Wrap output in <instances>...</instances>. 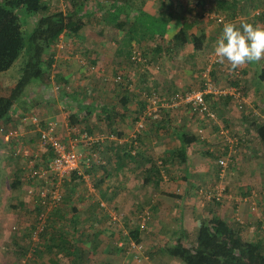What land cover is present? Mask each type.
<instances>
[{
    "label": "crops",
    "instance_id": "0c3cea01",
    "mask_svg": "<svg viewBox=\"0 0 264 264\" xmlns=\"http://www.w3.org/2000/svg\"><path fill=\"white\" fill-rule=\"evenodd\" d=\"M44 1L50 8L62 12H67L64 9L67 6L65 1H68V5H71L69 11L72 9L73 2L81 7L85 26L79 34L80 40H76L79 42V49L72 51L73 54L69 52L62 54L65 51L62 52L60 48L52 47L48 53V58H45L50 62L48 78L46 77L44 81L31 83L26 88L21 103L16 104L12 113L0 123V127L2 126L7 131L14 126L19 129L13 128L18 132V137H5V134L0 133V141L2 142L0 143V169L9 166L6 163L7 161L3 159L7 153L2 154V151L3 149L7 150L6 147H9L10 143L15 144L17 142L20 144L22 141L26 145L22 147L29 148L32 146L30 150H38L42 153L44 149L38 145L40 131L48 130L52 136L56 135L58 137L63 134L64 130H73V128H68L69 125L67 121L65 122L66 117L63 114L60 115V112L56 114L55 108H52L58 102L62 107L67 106L71 109L75 107L73 113V120H77L75 125H78L77 123L80 121H86L90 125L87 130L93 132V129L96 128L97 131L109 132V138L111 139L105 141V143L103 141L102 145L107 146L105 150L109 155L108 162L113 167L111 171L113 170L114 175L117 177L115 178L116 187L107 189L108 201L117 200L112 192H119L117 196L121 199L148 201L151 214L154 217L153 226L148 229V232L141 233V238L144 237L142 235L152 231L155 232L157 239L162 242H160V252L156 251L159 248L158 246L151 251H147L148 261H143V264H183L167 255L164 249L175 244L178 240L185 247L194 246L198 227L207 217L205 216L206 212H204L207 203L204 199L210 197H207L206 194H213L214 199L219 200L217 189L223 177L237 181L239 186L234 191L235 195H229L230 203H227L226 207L228 208V218L224 221L238 231L242 240L260 241L264 244V152L262 146L257 135H255V140L251 145L246 142L243 136H232L233 139L227 137L229 131L240 133L238 130L241 129V125H246L242 122L248 119V117L242 119V116L246 115L245 113L240 115V119L235 114L237 116L235 118H238L235 119L238 120V124L233 123L234 114L232 118H228L224 114L221 115L222 118L223 116L227 118L225 121L227 127H224L225 132L221 131L222 133L218 137L222 141L220 146L217 145L219 144L217 124H213V128H210L211 126L206 128L203 122L215 118H209L210 116H208V114H215L216 107L212 105L214 104L213 100L206 101V99L207 111L199 113L191 109L195 113L192 112L190 115L198 119L197 124L201 127L199 129L203 131V137L189 131L190 125L186 117L185 123H187L188 128L185 125V130H179L172 128V124L170 125L171 118L168 120L166 116L163 117V124H161L158 122L156 115H154L155 119L149 120L152 121L153 125L149 128L146 126L147 128L143 129V133L133 136L135 129H132V125L140 121L145 109L144 99L140 97L141 93L138 91L145 89L148 82H153L159 88H164L167 86V82H171L168 79V73L173 75L172 78H178V75L175 76L173 73L175 70L171 62L174 47L177 53L185 50L184 80H192L190 78L191 74L194 73L192 67L194 69L196 67L192 62L190 63V59L197 60L199 57L206 60L210 53H213L215 42L223 28H219L217 31L209 27L202 14L206 13V9L219 10L220 7L224 6V2H217L210 8L212 3L206 1L202 7L196 8L187 0ZM262 3H264V0ZM183 4H185V7H182ZM254 5L256 6V4ZM254 5L250 7H254ZM243 6L242 2L235 5L228 4L226 7H238L240 9L237 11L232 10L234 16L229 17L226 23L233 22L240 25L242 22H250L264 27V20L253 18L251 15H243L241 10ZM22 15V28L24 27L25 32L29 33L37 18L26 13H22ZM158 21L163 23L164 33L154 36L147 33L146 38L142 40V32L152 30L154 25L159 23ZM132 27H135L136 31L133 37L129 38L131 41L126 43L125 41L128 38L126 36ZM181 31L188 36L190 34L203 36V48L194 52L189 42L181 47L174 37ZM72 39L73 36L63 33L58 41L68 42L69 48ZM155 41L160 43L157 45L152 44ZM136 51L139 52L135 54ZM179 55H182V53ZM214 58L218 60L216 56ZM141 59L145 60L141 61ZM221 64L229 70H239L241 78L238 87L242 89L240 100L245 104H248V100L251 99L250 94H248L249 91L253 93L255 87L264 88V59L259 62L246 63L236 69H232L227 62ZM100 69L104 72L102 74L104 76L98 77L94 73ZM161 71L165 73L163 74ZM158 72L160 73L158 74ZM105 73L109 76H105ZM0 76V96H8L15 83H12L8 91L3 92V85L7 82L8 77L6 75ZM104 77H106V80ZM157 77H159V80H157ZM55 81H58L57 85H53ZM99 84L101 85L100 92L98 91ZM52 85L53 88L50 89ZM228 87L233 86L229 85ZM129 88L136 89V91L134 90V93L129 95L127 92ZM108 89L111 92L109 95H99L103 102L95 99V96L100 94L101 91L104 92ZM106 96H108L107 99H105ZM259 96L262 105H264V92L256 93L251 102L258 101ZM220 107L224 110V107L227 106L220 100ZM98 109H100V112H98ZM25 117L27 120L24 123L21 119ZM96 118L103 120L102 126H100L102 130L94 125ZM233 124H235L234 128L237 130L232 128ZM158 125L160 126L158 130L159 141L158 138H155ZM180 135L192 137L193 140L185 147L183 146L184 151L179 153L178 150L181 148ZM9 140L10 143H8ZM6 144L8 145L6 146ZM242 144L245 145L244 150L247 155L245 171L240 169L242 166L238 167L236 165L234 167L236 158L232 161L233 156L230 157L231 162L227 163L223 169L216 163L218 159H216L215 164L212 162L213 160L211 161L215 146L219 148L218 158H220L221 153L230 156V153H227L228 149L233 146L239 147ZM235 149L233 153H235ZM181 153H185V167L179 171L177 166L173 169L171 165L177 164L179 166L181 164L182 156H184ZM45 155L46 153H44ZM114 156L116 159L112 158ZM167 156L168 158H170L169 156H178L181 159L168 164L169 162L166 161ZM42 158L40 157L38 160H43ZM155 160L157 161L156 166L154 164ZM151 163L153 164L151 165ZM168 167L169 170H167ZM151 168H156V172L152 173ZM12 169L16 175L15 179L25 173V168L21 164L8 167V170ZM220 171L222 174H220ZM180 172L182 173L180 174ZM208 206H210V203H208ZM250 209L256 210L251 211ZM223 212L225 213V211ZM147 240L149 246L153 248L155 245L153 239ZM92 243L94 245L95 241L88 242L90 245ZM71 246L77 248L75 245ZM118 248L114 253L119 250ZM152 255L153 257H151ZM63 258L66 260L63 262L64 264H73L75 259L74 257L43 256L34 260L31 259L28 262L29 264L31 262L33 264H58L62 262ZM82 261H84L83 264H96L98 262L92 257L84 258ZM104 261L106 263L103 264H119L115 259L111 261L110 257H106ZM129 264L137 263L131 262Z\"/></svg>",
    "mask_w": 264,
    "mask_h": 264
},
{
    "label": "rangeland",
    "instance_id": "374dc122",
    "mask_svg": "<svg viewBox=\"0 0 264 264\" xmlns=\"http://www.w3.org/2000/svg\"><path fill=\"white\" fill-rule=\"evenodd\" d=\"M58 1L59 0H57V2ZM65 3H67V6H65L64 9H66L65 11H69L71 5H68V1H65ZM211 3L212 4L210 5V8L214 5L213 2ZM182 7H185V4H183ZM239 9L240 8L238 7H229V9L226 10L225 13H223V11L225 10L206 9L207 11L206 13L202 14V17L203 19H205V21L208 22L209 27L218 31L220 25L216 23L217 18L227 17L228 14H231L233 12L232 10L237 11ZM20 18L22 20L21 16ZM162 26L163 25H161V27ZM22 29L24 31V36L27 37L29 33H27V31L25 32L24 27ZM71 41L72 43H70L69 48L68 42H62V44L67 45L64 48L60 49V51L62 52L65 51L62 54H66L68 52L71 53L72 51H77L79 49V42H77L75 38H73ZM159 43V41L152 42V44L156 45ZM172 50L174 51L172 52L173 56L171 62L173 63L172 67H174L175 70L173 71V73L175 76L178 75V78H172L173 75L171 73H168V79H170L171 82H167V86H165L164 88H159L155 83L148 82L145 89H141V91H138L141 93L140 97L144 99L145 109L144 113H141L142 116L140 121L135 124L133 123L132 125V129H135L133 136H136L138 133H143L144 128H149L151 125H153L152 121L149 120L153 118L155 119L154 115H156L158 117L157 119L159 120L158 122L161 124H163V117L166 116L168 120L169 118H171L172 120L170 121V125L172 124V128L179 130H185V125L187 126V123H185L186 117L190 125L189 131L194 134L197 133L198 136L203 137V131L199 129L201 127L197 124L198 119L194 116H190L193 111L191 110V107L183 102V97L190 91H201L204 87L205 79L209 78L214 83V86L218 90L219 94H207L204 97L206 101L213 100L212 102L214 104L212 105L216 107L214 111L215 116L213 115V117H209L215 118L213 120H210L206 117V119L208 120L203 121L206 125V128H209L210 126V128H213V124H217L219 130L217 136L218 139L221 133L225 132L224 127H227L225 126V121L227 119L225 118V116H227L228 118H232L235 114H237L238 118L240 119V115L242 113H245L246 115L242 116V119H244L245 117H248V119L242 122L246 125H241V129L238 130L240 133H238L237 131H229L227 137L233 139L232 136H243L246 142L251 145L255 140L256 135L254 129L251 127V124L253 122L264 123V105H262V102L260 100L261 95L259 96V100L256 102H251V99L255 98L254 95L256 93L260 94L264 92V88L255 87L256 90L253 89V93L249 91L248 94H250L251 99L248 100V104H245L240 100L242 89L238 86H234L231 88L228 87L232 84L223 76L227 73L224 74L222 70L229 71V69L225 68L219 61L215 64H211L213 58L215 57L213 53H210L206 60H203L199 57L197 58V60L190 59V63L192 62L196 68L194 69V67H192V71H194V73H192L190 77L192 78V80H184L185 50H182V55H179L181 54L179 51L178 53L176 52L175 47ZM137 52L139 51H136L135 54H137ZM144 60L141 59V61ZM24 61L25 56L21 54L8 71L0 73V75H6L8 77L6 79L7 82L3 85V92L8 91L12 83H15L18 80L21 74L22 67L24 65ZM207 68H210L208 72H206ZM159 73L160 72H158V74ZM162 73L164 74L165 72ZM94 74L98 75V77L104 76L102 75L104 74V72H102V69L96 71V73ZM105 76H109V74L105 73ZM104 79L106 80V77H104ZM157 80H159V77H157ZM57 83L58 81H55V84L53 85H57ZM53 85L50 89L53 88ZM98 87V91L100 92L101 85L99 84ZM94 90L96 91L97 89ZM134 90L136 91V89L129 88L127 92L129 95H131L134 93ZM101 93L96 95L95 99L103 102L99 95H109L111 92L108 89L104 92L101 91ZM107 97L108 96H106L105 99H107ZM59 100L61 99L59 98ZM220 100L227 106L224 107V110L220 107ZM70 105L73 106L72 104ZM52 108H55L56 114L60 112V115L63 114V116L66 117L65 122L67 121V124L69 125L68 128H73L72 131L64 130L63 134L59 135L58 137H56V135L53 137L64 143L65 146H68L69 148L72 141H74V143H77V145L75 144L74 146V150L77 152H81L83 155V159L80 164V175L83 180L78 182L76 181L77 183H79V185L76 186L75 189H72L73 184L71 183V179L63 181L59 180L55 185L57 187L59 200L62 199V201L51 203L50 198L44 199L40 194L41 192H47L48 190L46 188L48 186L45 188V184H43L41 181H32L28 177L32 169L36 168L35 165L38 158L43 157V154L38 150H30V147L32 146H27L29 147L28 149L30 150V155H32V152L33 155L27 159L20 158L18 156L16 157L14 156L13 152L16 153L17 149L22 146H26L25 143L22 141L20 142V144L15 142V144H17L15 145L14 143H10L9 141V147H6L8 145L6 144L5 147L7 148V150L3 149L2 154L7 153V155L3 159H5L7 161L6 163L9 164L8 167H10L11 165L13 166L14 164H21L22 167L25 168V173L21 174V176H18L22 185L17 189H13L11 187V184L15 181L14 179L16 177L15 173H13V169L8 170V167L0 169V264H29V260H34L43 256H63L64 252H61L59 254L56 253L57 246H54L52 252H47V245L52 246L51 239L53 236L58 234L64 236L68 240L67 246L69 250L71 249V247H73L71 245L77 246L82 251L83 258L92 257L95 261H98L96 264L106 263V261H104L106 257H110L111 261H113L114 259L117 260L119 264H129L131 262L143 264V261H148L147 258L149 255L147 254V251H151L158 246L159 248H157L156 251L160 252V242H162L157 239L155 232L152 231H150L146 235H142V237L144 236L143 239L146 238V240L143 241V239L141 238V233L148 232V229L153 226L152 222L154 220V217L151 214L148 201H139L136 199H121L117 196L119 192H112L114 193L115 198H117L116 201H108L109 195L107 194V189H109V187H116L115 178L117 177L116 175H114L115 173L113 172V170L111 171V168L113 169V167L108 162L109 155L105 150V147L107 148V146L102 145L103 141L105 143V141L111 139L109 138V132L99 130L97 131L95 130L96 128H94V131L89 133L87 130L90 126L88 122L86 123V121H80L77 123L78 125H75V123H71L70 121L73 119L71 116L75 112V107H72V109L67 106L62 107L61 104H58L57 102V105ZM98 112H100V109H98ZM223 114L225 116H223L222 118L221 115ZM195 115L199 116L198 114ZM235 117L237 116L235 115L233 117V123L238 124V120H235L238 118ZM95 122L96 123L94 125L100 127L102 126L101 123H103V120H98L96 118ZM140 125H142L141 128L139 127ZM234 126L235 124H233L232 128L237 130L236 128H234ZM14 127H12V129ZM8 128L10 127L8 126ZM159 128L160 126L158 125L157 135L155 136V138H158V141ZM100 130H102L101 127ZM53 132H55V130H53ZM81 133H86L89 137L96 139V141L94 142V148H92V152L89 150V147L86 146L85 143L75 142L78 140V137ZM221 142L222 141L219 138V144L217 145H222ZM0 143L2 142L0 141ZM97 143H99L100 146H97ZM235 147L237 146H233L232 148L228 149L227 153H230V156H228L226 153H221L222 156H220V158H228L229 161L227 163H229L231 162L230 157L233 156L232 161H234V159L236 158L234 167L236 165L238 167L242 166V168L240 169H242V171H245V161L247 159L246 151L244 150L245 145L243 146L242 144L236 149ZM218 149L219 148L215 146L212 151L213 155H210L211 161L213 160L212 162H214V164L216 159H219L218 154L220 152ZM234 149L235 153H233ZM169 157L170 158H168L167 156L166 159L167 163L169 162L168 164H172L173 162H177L181 159H179L178 156ZM112 158L116 159L115 156ZM151 158L152 157L150 156V159ZM154 159L156 158L154 157ZM156 163L157 161L155 160V166ZM152 164L153 163H151V165ZM94 165L103 166V169H97L96 171L87 173L86 169H89ZM171 166L173 169L175 168V166H177L179 171H181L185 167V158H182L181 164H179V166L177 164H172ZM169 169L170 168L168 167L167 170ZM181 173L182 172H180V174ZM220 174H222L221 171ZM100 179H103V182L100 185H95V182L99 181ZM238 188L239 186L237 184V181L228 178L226 179L225 177H223L217 189L219 200H215V196L210 193L206 194L207 197L210 198L204 199V201L207 203L206 208L204 209V212H206L205 216H207L206 220L210 218V216H215L221 218L222 220H227L226 218H228V208L226 207L227 203H230L229 195H235L234 191ZM47 196H49L48 192ZM63 198H71V202H66L63 200ZM208 203H210V206H208ZM37 207L40 208V212L37 211ZM87 209L88 213L85 214V210ZM91 209L94 210L93 213L95 215H93ZM223 211H225V213ZM147 213L148 218L145 217V214ZM75 223L77 224L75 225ZM142 225H144V228H141ZM41 227L46 228V234L44 236L42 235L43 230H41ZM137 227L140 233L139 242L134 241L131 236V233H133L137 229ZM147 239H153V241L155 242L153 248L149 246V242ZM91 241H95V244H88V242L90 243ZM132 245H134V248H132ZM116 247L120 248H118L119 250L114 253V251L117 250ZM36 249H40L43 252L39 255H36L34 254V250ZM151 257H153V255ZM61 261L62 262H59L58 264H64L63 262H65L66 260L63 258ZM30 264L33 263L31 262Z\"/></svg>",
    "mask_w": 264,
    "mask_h": 264
},
{
    "label": "trees",
    "instance_id": "16d2710c",
    "mask_svg": "<svg viewBox=\"0 0 264 264\" xmlns=\"http://www.w3.org/2000/svg\"><path fill=\"white\" fill-rule=\"evenodd\" d=\"M187 1L196 8L202 7L206 1L213 2V4L224 2V6L219 8L220 10H225L223 13L229 9V7H226L228 4L235 5L242 2L244 5L242 7L243 15H251L253 18L264 20V3H262V0ZM254 4H256V6ZM251 5H254V7H250ZM255 12L259 14L256 15ZM22 13L30 14L37 18L27 37L24 36V31L22 29L20 18V16H23ZM141 16L144 17L143 14H141ZM233 16L234 13H231L228 14L227 17H224L223 22L217 21L216 23L220 25L219 28H222L226 20H229V17ZM162 24L163 23H156L152 30L149 29L148 32L147 30L143 31L141 39L144 40L147 33L151 36L158 34L162 35L164 33V25L161 27ZM84 26L85 22L81 14V7L76 2H73L71 11L62 12L53 10L44 0H0V73L9 70L19 55L23 54L25 56L20 77L11 88L9 95L0 96V123L12 113L16 104L21 103L24 92L31 83L44 81L46 79L48 70L50 69V62L46 59L48 58L50 49H52L59 40L60 35L68 33V35L73 36L75 40H80L79 34ZM135 27H132L129 31L130 35L128 34L126 36L128 37L125 41L126 43L131 41L129 38L133 37L136 31ZM174 37L175 41L178 42L181 47L189 42L194 52L203 48V36H196L193 34L188 36L185 32L181 31ZM240 78L241 74L232 80L230 79L233 87L238 86ZM71 117L73 118V115ZM70 122L74 124L77 120L74 121L72 119ZM251 127L254 129L264 152V123L253 122ZM88 132L91 133L92 131L88 130ZM179 139L181 141V148H179L178 152L180 153V151H184L185 145L193 139L192 137H185V135H180ZM97 146H99V143H97ZM92 148H94V145ZM45 152V149L42 150L43 158L52 157V151L49 150V153H46L44 156ZM181 154L184 155L182 158H185V153ZM97 169H103V166L94 165L86 169V172L90 173ZM151 171L152 173L156 172L155 168H151ZM81 180H83L81 175L74 172L71 176V183L73 184L72 189H75L76 186L79 185L77 182ZM102 182L103 179H100L95 182V185H100ZM21 185L22 184L17 178L11 184V187L17 189ZM63 200L71 202V198H63ZM61 201L62 199L59 200V202ZM94 210L91 209V212L93 213ZM37 211L40 212L39 207H37ZM86 213H88V209L85 210V214ZM93 215L95 214L93 213ZM77 223H75V225ZM42 232L44 236L46 234L45 227ZM131 236L134 241L139 242V231L137 229L131 233ZM51 243L52 246L47 245L48 253L53 251L54 246H57V254L64 252L63 257H74L73 264L84 263V261H82L84 259L82 251L78 247H71L70 251L67 246L68 240L64 236L59 234L53 236ZM42 252L43 251L40 249L34 250V254L36 255ZM164 252L183 264H264V244L262 242L242 240L237 230L233 229L230 224L221 218L215 216H210V218L203 221L198 227L194 246L185 247L181 244V241L178 240L175 244L167 246Z\"/></svg>",
    "mask_w": 264,
    "mask_h": 264
},
{
    "label": "built area",
    "instance_id": "2783aa9c",
    "mask_svg": "<svg viewBox=\"0 0 264 264\" xmlns=\"http://www.w3.org/2000/svg\"><path fill=\"white\" fill-rule=\"evenodd\" d=\"M258 15V12H255ZM224 18H217L218 22H223ZM67 46L66 44H62V42L57 41L55 46L56 48H64ZM218 60L213 58L211 64L217 63ZM210 68L206 69V72L209 71ZM225 73L223 75L226 79L230 81L235 77H238L240 72L239 70H222ZM210 75V73H209ZM221 93V92H220ZM212 94L217 95L219 94L218 90L215 88L214 83L209 79L206 78L204 81V87L201 91H190L186 93L183 97V102L191 107L193 111H198L199 113H204L207 111V107L205 104V95ZM210 117H213L212 114H209ZM27 118H23L22 121L26 122ZM140 128L142 125L139 126ZM7 132V133H5ZM0 133L5 134V137H18V132L15 129H11L9 131L5 130L3 127L0 128ZM96 139L89 137L86 133H81L78 137V140L75 142L78 143H85L86 146L89 147V150L92 152V147L95 144L94 142ZM77 143L71 142L70 148L65 146L64 143L60 142L59 140L55 139L50 131L42 130L39 134L38 145L40 148L46 150L45 153H49V150L52 151V157L42 158L43 160H37L35 169H32L30 175L28 176L30 180H39L43 184H45V188L48 190L49 196H47V192H41V197L46 199L50 198L51 203H56L59 201V195L57 193L56 183L58 181L63 180H70L71 176L74 172L80 175V164L83 159V155L81 152H77L74 150V146ZM14 155L20 158L27 159L31 157L30 150L26 147H20L16 150ZM228 158H219L217 163L219 166L224 168L227 164ZM30 192V190H29ZM45 203V202H43ZM145 217L148 218V213L145 214ZM144 220V219H143ZM43 227V225H42ZM41 227V230L44 228ZM144 228V225L141 226ZM134 248V245H132Z\"/></svg>",
    "mask_w": 264,
    "mask_h": 264
},
{
    "label": "clouds",
    "instance_id": "9594fccd",
    "mask_svg": "<svg viewBox=\"0 0 264 264\" xmlns=\"http://www.w3.org/2000/svg\"><path fill=\"white\" fill-rule=\"evenodd\" d=\"M213 54L232 69L264 59V27L250 22H227L218 36Z\"/></svg>",
    "mask_w": 264,
    "mask_h": 264
}]
</instances>
